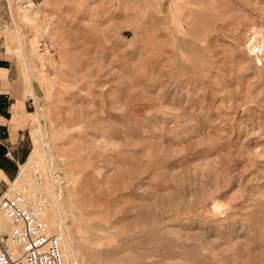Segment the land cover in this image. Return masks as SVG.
<instances>
[{
	"label": "rangeland",
	"instance_id": "rangeland-1",
	"mask_svg": "<svg viewBox=\"0 0 264 264\" xmlns=\"http://www.w3.org/2000/svg\"><path fill=\"white\" fill-rule=\"evenodd\" d=\"M8 2L6 91L35 116L0 197L41 121L59 166L25 181L78 210L79 264H264V0Z\"/></svg>",
	"mask_w": 264,
	"mask_h": 264
},
{
	"label": "built area",
	"instance_id": "built-area-1",
	"mask_svg": "<svg viewBox=\"0 0 264 264\" xmlns=\"http://www.w3.org/2000/svg\"><path fill=\"white\" fill-rule=\"evenodd\" d=\"M28 102H34L32 94ZM5 158L14 160L10 151ZM32 175L33 181L21 180L16 190L9 188L0 197V215L11 222L8 232L0 227V264H65L59 238L49 235L45 226L48 200L42 174Z\"/></svg>",
	"mask_w": 264,
	"mask_h": 264
},
{
	"label": "bare ground",
	"instance_id": "bare-ground-1",
	"mask_svg": "<svg viewBox=\"0 0 264 264\" xmlns=\"http://www.w3.org/2000/svg\"><path fill=\"white\" fill-rule=\"evenodd\" d=\"M166 1L167 0H164V2H166ZM170 1H171L172 4H176L177 6L178 5H188V4L191 5V2L190 1L193 2V0H170ZM195 2H197V1H194V3ZM154 7H156V6H154ZM151 8H152V6H151ZM36 16H37V14H34V13L30 12V11H27V12L23 13V15L21 16V19H22V21H24L28 25H34ZM43 32L44 33H49L48 27L47 28H44L43 29ZM17 33H18L19 41L21 42V40H22V34H21L20 31H18ZM27 64L28 63H26V70L28 69L27 71H28V75H29L31 73H29V64L28 65ZM29 78L31 79V77H29ZM33 97L36 100L37 97L35 95H33ZM39 123H40V128H39V131H38L39 138L36 139V141H35V149H34L33 153L31 154V156L29 157V159L27 160V162L25 164H23V165L20 166L19 176H18L17 180L14 183L13 182L11 183L12 186H17L21 180L22 181H25V179L29 177L30 173L33 171L34 168L35 169H38L39 165L42 163V161L44 159H47L48 160V168L50 169V171H54L55 168H56V166H57L56 164H58V163L55 162V159H54L55 156L52 155L53 153H51V147H50L51 145H50L49 131H48V129L46 127H44V125H42V122L41 121ZM58 166H59V164H58ZM69 172H71V171H69ZM65 177H67V176H65ZM11 188H10V190H11ZM12 191H14V190H12ZM6 193H8V192H6ZM44 193L47 196V200H48L47 209H46V212L44 213V217H43L44 218V222H45V226H46V229H47V232H48L49 235L57 236L59 238V240L61 242L63 254H64V257H65V264H68V263L69 264H72V263L73 264H77L78 263L77 262V259L78 258H77V252H76V250H78V249H76V248H78V247H75V244H74L75 241L74 240H76V238L74 239V233H73V230L75 232H76V230H75V228L74 229H71V227H73V226H69L67 224V221L70 218H71V220L72 219L75 220L76 217H78L77 216V211L78 210L76 209L75 206H70V207H67L66 206L65 201H64V198H63L64 196L62 195L61 192H59L60 194H57L54 191H52V188L48 187V188L44 189ZM0 227L3 228L6 232H8L9 229L11 228V222H10V220L8 218H6L5 216H3V215H0ZM87 235H88V233H87ZM81 246H82V244H81ZM84 247H83V249H84ZM86 247H85V250L88 249L89 251H93V252L96 251V254L99 253V250L96 249L95 247H92L91 245L88 246V248H86ZM156 250H158V249H156ZM166 250H168V249H166ZM90 253L88 252L89 256L92 255ZM155 254H157V252H155ZM93 255H95V253ZM97 255L99 256V254H97ZM97 255H96V258L98 257ZM149 255H151L150 252H149ZM151 257H152V255H151ZM177 257H178V255H177ZM99 258H100V256L98 257V259ZM144 258H145V255L142 253V254H139V256L136 258V260H139L140 261L141 259L144 260ZM153 258H155V257H153ZM98 259H97V261H98ZM145 259H147V258H145ZM100 260H101V258H100ZM100 260L98 262H101ZM139 261L137 263H139ZM140 262H142V261H140ZM137 263H135V264H137ZM143 263H145V262H143Z\"/></svg>",
	"mask_w": 264,
	"mask_h": 264
},
{
	"label": "crops",
	"instance_id": "crops-1",
	"mask_svg": "<svg viewBox=\"0 0 264 264\" xmlns=\"http://www.w3.org/2000/svg\"><path fill=\"white\" fill-rule=\"evenodd\" d=\"M32 1L37 2L38 0H31V2ZM8 10V0H0V23H3L5 19L8 18ZM6 48L7 53L12 54V52H9L11 48L9 39L7 40ZM5 61L6 60L0 58V160L3 161L7 151L12 153L17 152L16 146L21 143V129L30 126L34 122L35 116L33 113L26 110L24 101L18 99L15 103H12V92L6 91V87L8 86L13 70L11 67H6L7 65L3 63ZM14 96H17V94L15 93ZM6 127L8 128L9 134L6 137H2L1 133L5 135L4 130ZM10 182V176L3 168H1L0 185L1 183L8 185Z\"/></svg>",
	"mask_w": 264,
	"mask_h": 264
}]
</instances>
